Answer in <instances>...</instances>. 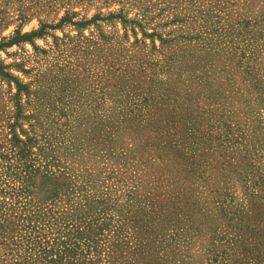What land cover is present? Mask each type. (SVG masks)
I'll list each match as a JSON object with an SVG mask.
<instances>
[{
    "label": "rangeland",
    "instance_id": "rangeland-1",
    "mask_svg": "<svg viewBox=\"0 0 264 264\" xmlns=\"http://www.w3.org/2000/svg\"><path fill=\"white\" fill-rule=\"evenodd\" d=\"M0 45V140H37L19 160L0 148V259L20 175L46 166L62 200L34 206L65 223L133 191L164 203L146 212L179 264H264V0H0ZM155 127L171 158L148 145ZM121 147L139 153L102 168ZM131 250L114 264H141Z\"/></svg>",
    "mask_w": 264,
    "mask_h": 264
},
{
    "label": "trees",
    "instance_id": "trees-1",
    "mask_svg": "<svg viewBox=\"0 0 264 264\" xmlns=\"http://www.w3.org/2000/svg\"><path fill=\"white\" fill-rule=\"evenodd\" d=\"M16 34L5 44L27 39L29 36L28 34L19 35V31H16ZM0 73L5 74L2 69ZM151 114L147 113L146 117L134 123L133 135L128 136L129 138L134 139L135 136L144 133L149 123L154 122L155 116L149 117ZM153 130L156 131L155 140L148 145L163 150L167 157L171 158V154L167 152V146L172 148L177 143L175 135L169 134L167 138L163 137L159 128L155 127ZM36 142L37 140L32 136L26 135L25 139H21L13 131L12 137L1 138L0 148L4 147L5 157L9 155L14 160H19L25 158L27 153H31L32 144ZM121 148L123 150L121 154L116 153L115 148L108 149L102 154L104 155V160L101 161L104 164L102 168L119 167L121 163L125 166L127 161L124 160L127 152L133 155L139 153L136 147L129 151ZM18 162L20 163L18 168L21 169L23 163ZM132 162L134 163L131 166L135 167L134 159ZM127 165L130 164L127 163ZM66 174L70 173H65V178L70 179V175ZM57 176L60 174L47 169L46 166L43 169L32 167L27 169L26 166V172L20 175L22 179L20 194H23L27 201L20 204L21 208H15L12 204L5 207L9 211L6 212L7 217L4 218L5 231L9 233V244H7L5 256L0 259V264H104L106 260H111L114 264L115 257L121 256V251L125 247H132L131 252H137V261L141 264L186 263L182 259H176L175 243L168 241L165 237L168 233L163 216L158 215L156 218L147 216V209L154 211L155 207H162L164 203H153L148 197L146 200L141 197L138 199L133 195V191L125 194L127 201L122 203H118L116 198L113 199L104 193L101 200H95V203L100 205L95 210L87 207L90 202H84L81 206L84 208L82 209L83 214L76 217L81 222L72 225L71 221L65 223L61 216L54 218L50 215L51 209L42 211L35 208L36 202L48 198L62 200V198L57 199L54 193L56 184L54 185L52 180ZM68 190L69 187H67ZM31 206L34 207L31 208ZM2 209L0 206V210ZM179 213L180 211L177 214ZM210 214L202 213L204 217ZM105 230L109 232V236H106ZM130 255L128 261L131 264L132 254ZM190 257L193 260V257Z\"/></svg>",
    "mask_w": 264,
    "mask_h": 264
}]
</instances>
